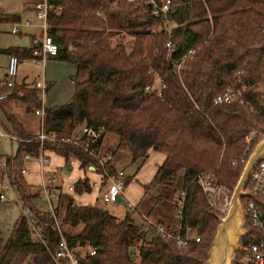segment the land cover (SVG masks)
Instances as JSON below:
<instances>
[{"label": "trees", "instance_id": "obj_1", "mask_svg": "<svg viewBox=\"0 0 264 264\" xmlns=\"http://www.w3.org/2000/svg\"><path fill=\"white\" fill-rule=\"evenodd\" d=\"M107 1L51 0L52 5L61 6L59 12L50 10L46 18L47 34L58 45L51 58L74 67L69 98L43 111L42 131L54 137L40 142L12 114L2 112V128L13 137L15 148L0 155V179L34 213L42 240L32 238L19 215L9 234L0 237V264H53L50 255L59 239L57 228L69 246L86 244L94 249L92 255L79 254L78 264H205L217 220L194 177L209 172L216 185L231 192L257 140H251L243 154L246 135L251 129L262 133L264 106L257 86L264 78V0H171L170 23L153 19L142 0H120L112 9L106 7ZM98 9L104 19L95 15ZM19 20L18 14L0 8V23ZM121 32L130 38L122 41ZM166 41L169 50L164 47ZM33 48L34 44L11 46L0 48V53L31 60ZM189 51L176 70L174 64ZM236 74L247 89V103L213 105L216 94L237 86ZM156 78L163 86L159 95L145 93L143 88ZM3 93L7 95L2 101H20L28 111L38 107L33 84L14 82L6 87L0 80ZM85 126H101L102 135L116 136L106 164L110 172L125 159L128 165L143 163L149 149L163 155L151 180L141 186L142 196L147 197L144 215L151 220L156 215L153 221L172 230L164 215L172 213L174 194L183 190L180 225L189 227L198 241L189 240L179 248L161 235L146 239L127 210L119 219L96 204L75 205L72 196L58 187H54L58 192L55 220L35 207L40 187L27 184L20 173L23 156L35 158L43 150L62 157L64 164L73 157L79 168L92 165L99 171L97 162L80 147L58 140ZM179 171L180 185L171 190ZM129 180L125 176V185ZM248 184L243 191L249 192ZM72 188L74 194L90 190L84 177L75 180ZM248 201L260 211L262 227L253 228L244 218V234L237 240L230 264H240L251 239L261 242L264 251V197H239L241 207Z\"/></svg>", "mask_w": 264, "mask_h": 264}, {"label": "built area", "instance_id": "obj_2", "mask_svg": "<svg viewBox=\"0 0 264 264\" xmlns=\"http://www.w3.org/2000/svg\"><path fill=\"white\" fill-rule=\"evenodd\" d=\"M120 0H108L106 2V7L108 9L114 8ZM126 2H132L133 0H125ZM142 5L148 10L149 15L156 20H163L166 23H170L167 20V16L172 12L174 4L171 0H142ZM55 10L59 12L61 10L60 5H52L51 0H37L31 5V16H25L18 22L11 24L10 33L16 34L19 32L18 26L24 28L36 26L38 28V35L34 37L33 44L34 48L31 50V55L33 58L31 61L37 62L41 69L45 60L49 57L55 56L58 51V45L52 40V38L47 34L46 31V18L50 10ZM97 17L104 19L103 12L98 9L95 12ZM36 20L37 23L33 22ZM166 50H169L170 44L168 41L164 43ZM67 50L71 51V47L67 46ZM192 51H189L182 58L179 59L174 64V68L177 70L183 64V61L186 57L191 54ZM26 59H18L14 55H9L7 58V64L3 79V84L6 87H12L14 84V77L16 74V69L18 64H23ZM237 86H227L222 92L216 94L212 98L213 105H220L223 103L237 102L239 104H246L247 101L244 98L246 92V87L240 82V75L236 74ZM34 89L36 90L35 97L38 101V107L33 110V114L38 116L40 121V131L36 135L38 140L41 142L43 139H52L54 134L51 132L49 134H44L42 131V117L43 111L45 108L44 97L46 93V82L43 77L37 76V78L32 82ZM163 86L160 84V81L156 78L154 81L146 85L143 88L145 93H155L159 95L160 88ZM7 93L0 94V101L6 97ZM262 105L264 106V97H262ZM250 110H252V107ZM103 133V127L101 126H85L81 127L79 131L72 134L69 137H60L58 140L63 143H72L81 148V150L94 159L98 166L99 171L95 170L92 165L90 166L94 171L99 175L100 184L103 183L104 187L98 195L100 203H114L116 198L120 197L123 201V206L128 212H136V206L125 202L122 199L123 190L125 187L124 178L125 174L122 169H116L113 172H110L106 164L110 161V153L105 154L101 153L99 148V140ZM264 134V128L262 133L259 130L251 129L245 137V142L247 146L243 150V154L248 151L249 143L253 139H258L260 135ZM2 135V134H1ZM9 138H13L9 134ZM45 151L39 150L37 157L32 158L28 155H24V161L36 160L39 165L40 174H44V167L48 164V158L43 154ZM263 158V157H262ZM258 160L253 168L250 170L248 178L246 181H249L248 188L249 192L244 191L247 194H254L257 197H264V160ZM73 157H70V160H73ZM87 169V167H86ZM25 168L20 170V173H24ZM60 173L51 172L49 175L41 178L39 182L40 187V196L44 200L46 208L44 209L48 212L53 219L54 218V206L55 202L58 199V192L56 184L61 180ZM194 181L198 184L203 197L205 199L206 205L214 211L215 218L217 223L219 219L223 218L227 212L229 206V196L230 192L221 185H216L213 181L212 174L209 172L198 173L194 177ZM54 188V189H53ZM67 190L73 192L72 184L68 185ZM3 190L0 192V199L4 197ZM174 206L172 215L176 219L175 226L172 230H167L163 224H159L145 215H142L138 224H135L144 232V238L149 239L155 235L164 236L166 239H171L175 241L177 247H183L189 240L198 241V236L189 228H181L180 222L182 217V205L184 201V191L178 190L174 194ZM20 202V201H19ZM21 204V203H20ZM20 216L25 220L28 232L32 238L36 241H41V235L39 233L38 227L36 225V216L34 213L25 206H20ZM240 211L242 215V222L244 223V218L247 223L253 228L262 227V219L260 211L255 207L252 201H248L243 207L240 206ZM56 223V222H55ZM57 232L59 239L57 242L56 249L51 253L50 258L53 264H78V256L83 252H87L89 255L94 253V249L89 245H80L73 244L69 246L64 238L61 236L58 228ZM261 242H254L252 239L245 245V254L240 260V264H264V251L261 249Z\"/></svg>", "mask_w": 264, "mask_h": 264}, {"label": "rangeland", "instance_id": "obj_3", "mask_svg": "<svg viewBox=\"0 0 264 264\" xmlns=\"http://www.w3.org/2000/svg\"><path fill=\"white\" fill-rule=\"evenodd\" d=\"M29 1L30 0H27V2H29ZM16 7L17 6H15V2H13V0H0V8L5 13L18 14L19 18L21 20L22 18H21V14L19 13L20 12L19 9H18L19 7H17V8ZM11 24H12V22L0 23V48L1 49L7 48V47H11V45L12 46L13 45L16 46V45H20V44H21L22 47L30 46L31 44H30L28 35H31L33 33L38 35V33H39L38 29H35L33 27L24 28L22 26H18L19 32L16 33V34H11L9 32ZM118 36L122 38V41H125V40L130 38L127 34L122 33V32ZM6 64H7L6 55L4 53H0V80L3 78V75L5 74L4 71L6 69ZM43 66H44V64H43ZM42 73H43V68L41 69L40 65L37 62L31 61V60H26L23 64H18L17 65L14 82L15 83H24L26 85H31L32 82L37 78V76H41ZM257 89L261 92L262 97H264V78L258 84ZM45 97H44L45 104L48 107L49 105H51V103H49V100H47V98H45ZM50 102H52V101L50 100ZM52 104H54V103H52ZM1 110L5 111L6 113L13 114V116L16 119H18L20 121H23V122L24 121L28 122L29 120H32L33 122L38 123V121H40L39 117L35 116L33 114L32 110H29V111L26 110V105L23 104L20 101H16V100L0 101V111ZM0 130H3V132H4V129L2 127H1ZM262 136L263 135L261 134L258 137V139L256 140L255 144L261 139ZM108 141H109L108 139H105V142H108ZM254 145L252 146L250 152L254 148ZM111 146L112 145H109L106 148H109V150H110ZM14 148H15L14 141L6 140L5 138H1L0 137V155L10 154L14 150ZM105 149L103 148L104 151L102 150L101 153L105 154V153L109 152V151H106ZM44 156L47 157V156H50V155L47 154V155H44ZM150 157H151V153H150L148 159ZM56 159H58V163L57 164L54 163V161ZM125 161L126 160L121 162L118 165V168H121L122 170L127 168V171H126L127 173H131L133 170L135 171L138 168H142L143 169V167H142L143 165L139 161H137V162H135V163H133L131 165H128ZM147 163H148V160L146 159L145 165H147ZM48 164L52 166V169H54L53 172H55V173H59V172H62V171L64 172V177L62 178L63 184H61L62 188L65 187V183L66 182L70 181V174L73 172V175H74L75 172H76V168L75 167H73L70 172H66V170L64 168L59 169V167L63 166V161L61 159H59V158H55L54 159V157L50 156V161H49ZM147 166H149V165H147ZM181 174H182L181 171H179L177 173L175 181L173 182V185L171 187V190L176 189V188L179 187L180 182H181ZM60 175H61V173H60ZM41 176L42 175H40V172L38 171V168L37 169L28 168V172H27L25 177L27 179L26 180L27 183H30V184L34 185L35 184L34 181L37 180L38 182H37L36 185H38ZM71 184L72 183H69V185H71ZM131 187H135L136 188V186H131ZM2 189H4V193H3L4 194V199L1 200V203H2V205H5V206H3V208H0V222H1V227L4 228V230H10L12 228L13 222L20 215V207H19V205L21 206V204H20V202H18L19 198H18L17 194L12 192V190H11L12 188H10L9 185L3 179H0V191ZM242 190H243V188H242ZM16 196H17V198H16ZM16 199L18 201H16ZM85 199H88V197H83V199L82 198L81 199L76 198L74 200L76 202H82V200H85ZM146 199H147V197H144V196L141 195V197L138 200V203L136 205L137 206L136 207V212H140V213L144 214V212L147 209ZM34 203H35V207L37 209H39V210L46 208L45 202L40 196L34 200ZM96 205H98L99 207L105 209L109 214H111L114 217L119 218V219L123 216V213L125 211V207L123 205H120V204H114V203H104L103 204V203H100V202L98 203L97 202ZM130 214L132 215V212H130ZM164 217H165L164 220L170 221L172 223L176 222V219L173 217L171 212H167V214L164 215ZM152 219L156 221L157 220V216L155 215V217L152 218ZM163 224L166 225L165 223H163ZM243 225H244V223H243ZM241 232H242L241 235H243L244 234L243 228H242ZM206 260H207V258H206Z\"/></svg>", "mask_w": 264, "mask_h": 264}, {"label": "crops", "instance_id": "obj_4", "mask_svg": "<svg viewBox=\"0 0 264 264\" xmlns=\"http://www.w3.org/2000/svg\"><path fill=\"white\" fill-rule=\"evenodd\" d=\"M33 1L34 0H30L29 2H27V0H13V2H15V6L19 7L18 9L20 11L19 13L21 14V18H23L25 16H31V5H32ZM33 22L37 23L36 20H33ZM28 28H30V27H28ZM33 28L38 29L36 26H33ZM28 36H29L30 44H33V39L35 36H37V34L33 33L31 35H28ZM12 47L22 48L21 44L16 45V46L13 45ZM7 58H8V55H6V60H7ZM4 73H5V71H4ZM73 73H74V67L70 64L55 61L51 57H49L45 60L44 66H43V77H44V80H45L46 85H47L45 98H47V100H49V103H51V105H49V106H57V105L63 104L69 98V96L72 93V84L69 80V77ZM3 79H4V75H3V78L1 80H3ZM50 100L52 102H50ZM44 103H45V99H44ZM52 103H54V104H52ZM45 107H47L46 104H45ZM2 112L3 111L1 110L0 111V116H1L0 117V129H1L2 124H3L2 123L3 122ZM18 121L21 122L25 131H27L28 133L33 134V135H37L39 133V131H40L39 121H38V123H35L32 120H29L28 122L27 121L23 122L20 120H18ZM79 129H76L75 132L77 133L79 131ZM7 135H8V133H6L5 131L3 132V130H0V137L1 138H5L6 140H10V141L14 140L13 138H9ZM105 139H108L109 141L105 142ZM115 141H116V137L113 134L104 133L99 140L100 151L102 152L103 148L105 149L109 145H112L111 149H110V150H112L114 148ZM105 150L110 151L109 148H106ZM150 153H151V157L148 159ZM43 154H45V155L49 154L50 156L54 157V159L59 158L63 161L62 157L57 156L51 152L45 151ZM50 156H47L48 163L50 161ZM146 159L148 160L147 165H149V166L145 165ZM146 159L142 163L143 166L141 165L143 167V169L138 168L135 171L133 170L131 173L126 172L127 168L123 170L125 176L129 177L130 180L124 187L122 199L125 202H129L130 204H132L134 206L137 205L138 200L140 199V197L142 195L141 186L144 184H147L151 180L152 175L154 174V172L156 170V167L163 160V155L149 149L147 151ZM125 162L127 163V160ZM54 163L57 164L58 159H56L54 161ZM73 167L76 168V172L74 175H73V172L70 174V181L65 183V187L62 188V186H61V184H63L62 178L64 177L63 171L61 172V175H60L61 180L56 184V186L60 189L61 192L68 193L69 195H71L72 199H73V204H75V205H92V204H96L97 202L99 203L98 195H99L100 191L103 189L104 184L103 183L100 184V179H99L98 173L96 171H94L90 166H87V169L79 168V162L76 159L68 161L67 164H64V161H63V166L59 167V169L64 168L66 170V172H70ZM24 168H25V172H24L23 177H24V180L26 183H27V181H26L27 179L25 176L28 172V168H35V169L38 168V171L40 172L39 165H38L37 161L34 159L26 161ZM117 169H121V168H117ZM53 170L54 169H52V166L48 164L46 167H44V174L41 176V178H43L46 175H49L51 172H53ZM83 177L86 178L88 181V184L90 187L89 192L76 194L77 195L76 196L73 192H70L67 190L69 183H73L78 178H83ZM41 178H40V180H41ZM34 182H35L34 185H36L38 181L36 180ZM27 184H30V183H27ZM30 185H32V184H30ZM131 186H136V188L131 187ZM2 190L4 192V189H2ZM11 190L13 193H15V191L13 189H11ZM83 197H88V199L82 200V202H76L74 200L76 198H78V199L82 198L83 199ZM16 198H17V196H16ZM3 199H4V197L2 199H0V203H1V200H3ZM16 201H18V200L16 199ZM3 206H5V205H2V203H1L0 208H3ZM142 215H144V214L140 213V212H132L131 220H132L133 224H138ZM241 217H242V215H241ZM175 223L171 222L172 228H174ZM242 228H243V226H242ZM242 228H241V230H242ZM10 230H4V228L1 227V222H0V237L5 238L9 234ZM241 234H242V232H241ZM236 245H237V242H236Z\"/></svg>", "mask_w": 264, "mask_h": 264}, {"label": "water", "instance_id": "obj_5", "mask_svg": "<svg viewBox=\"0 0 264 264\" xmlns=\"http://www.w3.org/2000/svg\"><path fill=\"white\" fill-rule=\"evenodd\" d=\"M264 156V134L254 145V148L247 156L239 177L233 186L229 196V206L223 218L219 219L213 238L207 251L205 264H230L231 253L236 248V242L241 235L243 226L239 197L246 195L242 188L248 178L250 170L254 164ZM116 202L123 204L120 197ZM132 248L128 249L130 259H133Z\"/></svg>", "mask_w": 264, "mask_h": 264}, {"label": "bare ground", "instance_id": "obj_6", "mask_svg": "<svg viewBox=\"0 0 264 264\" xmlns=\"http://www.w3.org/2000/svg\"><path fill=\"white\" fill-rule=\"evenodd\" d=\"M245 221V220H244Z\"/></svg>", "mask_w": 264, "mask_h": 264}]
</instances>
